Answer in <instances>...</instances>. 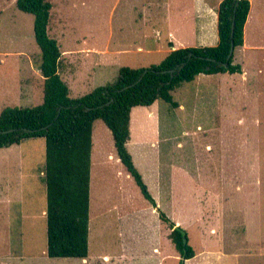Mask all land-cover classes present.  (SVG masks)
<instances>
[{"label":"rangeland","instance_id":"1","mask_svg":"<svg viewBox=\"0 0 264 264\" xmlns=\"http://www.w3.org/2000/svg\"><path fill=\"white\" fill-rule=\"evenodd\" d=\"M48 1L53 5L49 33L62 50L78 39L84 46L127 50L103 55L107 64L90 91L114 82L119 65L161 62L169 48L168 16L175 18L174 23L191 16L199 19L193 14L195 0ZM217 2L204 0L202 5L217 6ZM180 10L185 13L177 15ZM207 23L213 37L212 14ZM188 35L195 39L191 33L182 34ZM155 40L161 43L157 52H139V45L146 47ZM41 57L34 15L20 10L16 0H0V112L7 106L43 102ZM246 79L239 73L199 75L172 92L177 107L160 99L151 108L134 109L127 147L155 206L120 161L109 127L96 120L88 257L47 254L42 197L21 204L26 212L34 208L36 215L29 220L35 223L30 233L11 235L16 251L8 253L24 257L25 264H181L183 256L171 237L173 223L187 231L195 250L185 264H264V72ZM70 96L77 93L71 90ZM26 141L24 164H45V140ZM26 189H32L30 181ZM7 236L0 232L1 255L7 252Z\"/></svg>","mask_w":264,"mask_h":264},{"label":"trees","instance_id":"2","mask_svg":"<svg viewBox=\"0 0 264 264\" xmlns=\"http://www.w3.org/2000/svg\"><path fill=\"white\" fill-rule=\"evenodd\" d=\"M17 7L34 15V34L41 49L39 69L44 77V98L32 107L7 106L0 113V148L29 138H44L47 187V254L50 257L87 258L90 232V184L94 123L102 119L113 134L121 162L144 197L156 200L136 167L127 144L131 138V112L136 106H151L164 100L173 107L175 91L183 82L201 74L241 73L231 49V27L235 16V49L244 43V28L250 0H222L218 7L215 46L172 49L158 64L122 66L116 80L100 85L81 97H71L70 87L59 73L62 56L58 40L49 34L52 3L48 0H16ZM173 47V43L169 42ZM225 63H227L225 65ZM183 67L174 73V68ZM161 217L170 222L163 213ZM174 227V224L171 223ZM176 248L186 259L195 256L188 243L184 251L182 233H171Z\"/></svg>","mask_w":264,"mask_h":264},{"label":"crops","instance_id":"3","mask_svg":"<svg viewBox=\"0 0 264 264\" xmlns=\"http://www.w3.org/2000/svg\"><path fill=\"white\" fill-rule=\"evenodd\" d=\"M203 1L204 0H195L196 10L193 11V14L199 15L198 21L196 19L197 17L192 18L191 16V19H181L177 23H174L175 18L168 16L167 37L169 48L165 49L166 55L172 49L181 47H192L197 46V44L199 46H215L218 44L219 36L217 37V7H219V4L222 0H218L217 6H204L202 5ZM250 1V13L244 28V43L243 45L236 47L234 51V62L242 66V72L239 74L243 75V79L245 78V81H247L246 78H248L251 73L256 74L264 72V0ZM255 4H257L256 10L254 7ZM199 5L202 7H199ZM253 10L256 11L255 14ZM184 13V11L180 10V12L176 14L178 15ZM187 14L189 15L190 12ZM210 14H212V19L215 23V32L213 37H210L208 34L207 20L209 19ZM172 15L174 16V14ZM184 33L193 34L195 39H193L191 35L182 36ZM169 42L173 43V47L169 45ZM199 42L201 43L199 44ZM160 44L161 43L159 40H155L154 43H150L148 44L149 46L146 47L139 45L138 50L143 54H152L159 50ZM124 51L127 50L117 49L110 51L108 45L107 48L102 49L97 47L95 48L89 44L84 46L81 44L80 39H78L76 42L71 44L67 50H62L59 73L62 79L69 85L70 93L71 90H73L77 93L76 97H81L90 92L92 89L91 84L100 74L99 71L101 70L102 66H106V58H104L103 55L108 53L114 55L120 53L122 54ZM134 52L138 51L135 50ZM98 53L100 58L96 59L97 57L95 54ZM62 60H64V63ZM122 66L127 65H119L116 68V74L114 75L118 74L119 69ZM31 89L32 88L29 90ZM156 102L147 107L151 108ZM180 106H183V104ZM137 107L139 106H136L132 109L131 122L133 111ZM152 117H154V115H152ZM36 139L44 138H29L26 139V142L30 140L35 142ZM43 142V147L45 146L46 153V141ZM24 143L25 140L19 144H13L9 147L0 148V152H3V154L0 155V232L2 231L8 235L6 241L7 252L3 253L2 255L0 254V264H25L24 257L15 256L17 253H8L9 251H16V249H13L14 244L12 243L11 235L15 233H30V225H34L35 223L34 221L29 220L31 214L32 216L36 215L34 208H32L31 212L30 210L29 212H26V206L22 209L21 204L27 202L31 203L30 201H32V203L38 202L39 198L41 199L42 197L44 203L42 204L40 211L41 215L47 218V187L44 171L45 164H36V162L30 163V165L24 164ZM31 150L34 154L35 148L31 147ZM25 169H27L26 172L24 171ZM28 181L32 183V189L30 190L26 189ZM27 190L28 193H26ZM37 192H39L40 195H38ZM33 218L35 219V217ZM83 260H86V258Z\"/></svg>","mask_w":264,"mask_h":264},{"label":"water","instance_id":"4","mask_svg":"<svg viewBox=\"0 0 264 264\" xmlns=\"http://www.w3.org/2000/svg\"><path fill=\"white\" fill-rule=\"evenodd\" d=\"M234 34H235V16L233 17V22H232V27H231V37H232V41H231V49H230V54L228 56V59L231 57V55L234 53L235 51V42H234ZM227 63H225L226 65ZM183 67L182 65H179L178 67L174 68L173 70H171L172 73H174L175 71L181 69ZM176 229L178 231H180L182 233V238H183V245H184V251L186 252L187 248V244L189 243V236L187 231L181 227L179 224L174 225L173 230ZM185 257L183 256V260L181 262V264H185Z\"/></svg>","mask_w":264,"mask_h":264}]
</instances>
